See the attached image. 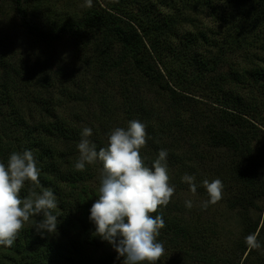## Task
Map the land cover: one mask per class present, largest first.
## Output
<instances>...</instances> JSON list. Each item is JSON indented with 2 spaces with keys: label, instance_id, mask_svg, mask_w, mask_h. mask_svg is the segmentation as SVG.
I'll return each mask as SVG.
<instances>
[{
  "label": "trees",
  "instance_id": "obj_1",
  "mask_svg": "<svg viewBox=\"0 0 264 264\" xmlns=\"http://www.w3.org/2000/svg\"><path fill=\"white\" fill-rule=\"evenodd\" d=\"M0 3V15L13 14L34 44L68 40L86 60L83 75L91 85L81 92L86 110L73 109V117L68 116L66 109H58L63 107L58 95L69 96V80L78 74L55 73L47 64L33 62L27 50L15 53L0 42V162L6 163L11 152L30 149L48 168L40 167L41 179L49 181L46 189L62 185L66 198L80 206L85 227L81 243L67 244L24 225L13 246H0V264H123V257L95 235L88 219L102 163L86 164L82 171L75 163L85 127L92 128L88 139L99 150L107 146L111 130L126 128L130 120L146 125L148 137L140 155L148 166L161 149L168 152L167 169L174 157L181 160L176 151L186 133L195 136L187 158L206 156L204 148L225 149L231 155L232 181L217 203L226 202L238 213L241 230L232 248L223 249L221 228L214 222L178 214L171 198L157 209L165 221L157 237L165 248L162 264H218L226 251L237 264H264V0ZM187 24L195 27L188 29ZM228 58L237 62L224 72ZM23 105H31L36 123L27 122ZM188 113L191 123L184 119ZM252 210L259 211L257 219ZM250 234L256 235L259 247L249 248Z\"/></svg>",
  "mask_w": 264,
  "mask_h": 264
},
{
  "label": "clouds",
  "instance_id": "obj_2",
  "mask_svg": "<svg viewBox=\"0 0 264 264\" xmlns=\"http://www.w3.org/2000/svg\"><path fill=\"white\" fill-rule=\"evenodd\" d=\"M92 134L90 127L82 130L75 168L82 171L86 164L102 163L98 196L88 217L95 226V235L111 245L118 258L123 257V264H157L165 253L164 245L157 239L165 221L157 209L167 206L175 191L169 183L168 152L161 149L151 166L145 164L140 150L148 134L146 125L139 120H130L126 128L111 130L107 146L99 150L88 139ZM40 172L38 160L30 149L11 152L6 163L0 162V246H13L20 230L32 217L40 218L33 224L40 235L57 231L59 216L54 210L58 203L52 190L33 192L31 197L21 196L26 184L41 187ZM182 180L195 194L194 177L185 175ZM202 183L209 197L205 206L221 199L220 179ZM185 206L191 208L192 201L186 200ZM153 213L157 214L153 216ZM246 243L249 248L260 246L255 234L247 236Z\"/></svg>",
  "mask_w": 264,
  "mask_h": 264
},
{
  "label": "rangeland",
  "instance_id": "obj_3",
  "mask_svg": "<svg viewBox=\"0 0 264 264\" xmlns=\"http://www.w3.org/2000/svg\"><path fill=\"white\" fill-rule=\"evenodd\" d=\"M4 5L7 10L9 6L6 3ZM200 20L203 21V19ZM204 21L209 26H214L213 22H211L212 20ZM186 27L188 29H191L195 26L187 24ZM0 42L4 44V47L1 48L8 49L9 51L14 50L15 53H20V51L24 52L27 50L31 55L32 61L35 60L41 65L47 64L49 68L55 73H60V75L69 74V76L74 73L78 74V77L76 79L69 80L70 82L68 88L71 90L67 91L69 93V96L68 94L65 96L63 93L58 95L61 99V102L63 103V107H59L58 109H66L65 113L71 117H73V114H71L73 109H79L81 112L83 110H86V105L84 104V102H87V98L85 97L84 99H82L81 92H84L83 94H85V92L89 89V86L91 87V85H89L90 78L83 75L84 70H86L87 68V63L86 60L83 59L82 54H79L68 40L56 42L52 45L34 44L31 38L25 36L19 26V23L14 20L13 14L10 13L6 15H0ZM236 60L238 62H241L242 64L250 63L249 61L246 62V59L244 60L242 57H236ZM237 61H234L233 58H228L225 62L223 71L226 72L227 70H229V68L233 66ZM255 61L257 62L258 59H255ZM259 63L261 65L263 64L261 63V61ZM67 78L70 77L66 76L64 79ZM72 91H80L77 92L80 94L75 93L74 95V93H71ZM255 92L259 94V91L255 90ZM199 98L204 99L202 97ZM93 105H95L97 110L101 108L98 100H95ZM30 107L31 105H23L22 110H24V114H26L25 116L27 122L30 121L31 123H36V121H33L32 119V116H34L36 112L33 111ZM30 112L33 114L30 115ZM191 117L192 116H190L189 113L184 115V119L187 120L186 123L192 122ZM261 127V129L264 130V127ZM184 136L185 139L181 140L182 147H180L176 151V156L179 157L180 155H182V159L180 160L179 158L176 159V157H174L173 164H169L168 166V174L170 177L169 183L171 185H174V187L175 185H180L182 187L178 188V190H176L175 187L172 201L175 202L176 206L173 208L176 209L178 214H180L181 212H185L184 214L187 217L194 218V220L198 219L199 215L202 216V219L214 222V225H216V229H218L219 227L221 228L220 230L218 229V237L222 241L223 249H231L233 242L238 238L241 230V223L238 213L236 211L229 210L226 202L222 201L219 203H209L207 204V206H205V202L209 199V197L202 183L204 180H208L211 182L212 180L218 178L223 183L222 192L225 193V191L228 190L233 177L231 170L232 168L230 165L231 155L225 149L218 151L210 149L209 151H207V148H204L206 156L196 157L192 159L187 158L185 152L188 151L190 144L194 142L195 136L193 135V133L192 135L186 133ZM169 140L171 141V138H169ZM3 143L15 144L16 141H5ZM8 148L9 150H13L10 146ZM262 149V156L264 157V148ZM37 160L39 162V168L41 167L42 170L44 168L48 170L46 166H43L42 159L37 157ZM41 174L42 172L39 176L41 187L37 188L33 187L30 184H26L25 187L21 190L22 197H31L33 192L39 193L41 190H46V188L49 187V181H45L48 179H41ZM101 175H103V170H98L96 172V176L99 177ZM185 175L194 177V182L197 185L195 194L190 191L189 184L182 180ZM52 191L56 195L58 203V207L54 210V214L58 215L59 217L57 231L54 234H50V238L67 244L74 243L75 241L81 243L82 236L85 233V227L81 219L80 206L77 203L69 200V197L68 199L66 198V191L65 189L62 190V185L54 187ZM58 193H61V195H59ZM186 200L192 201L191 208L185 206ZM260 205H264V202H260ZM259 215V211L252 210V218L257 219ZM263 216L264 210L262 211V217ZM38 219L40 218L32 217L30 218V222L26 223L25 225H27L28 227H33V224ZM230 254L231 253L228 251L224 252L219 257L220 259H218V264H224V261H228L231 264H237V260L233 257H230Z\"/></svg>",
  "mask_w": 264,
  "mask_h": 264
}]
</instances>
